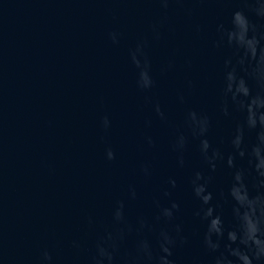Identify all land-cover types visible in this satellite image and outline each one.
<instances>
[{
  "label": "water",
  "instance_id": "water-1",
  "mask_svg": "<svg viewBox=\"0 0 264 264\" xmlns=\"http://www.w3.org/2000/svg\"><path fill=\"white\" fill-rule=\"evenodd\" d=\"M254 3L0 0V264H41L45 248L54 264H95L97 242L121 228L125 234L115 264H148L138 257L137 242L147 237L156 249L159 229L175 223L188 237L174 249L178 264H213L219 251H226L227 232L220 250L204 244L207 222L195 215L202 201L191 177L196 170L212 176L211 203L229 228L236 223L229 192L236 169L245 170L252 195L259 190L248 155L237 152L235 168L227 163L235 151L232 133L244 113L234 105L229 115L221 110L224 61L235 50L226 42L216 46L219 24L229 26L237 9L264 31ZM112 31L120 34L119 42L111 39ZM139 42H146L156 81L148 90L138 87L139 69L131 58ZM248 80L255 93V80ZM156 103L167 119L160 118ZM191 108L211 116L209 139L225 154L214 170L196 137L190 136L183 165L173 150ZM106 114L112 121L107 130ZM256 135V129L246 128L249 149ZM109 145L117 152L115 160L106 157ZM146 162L150 176L142 171ZM169 176L177 179L174 188ZM129 185L136 186V198L130 197ZM120 200L125 201L122 222L113 216ZM157 200L180 203L173 221L156 220ZM141 217L151 227L137 231Z\"/></svg>",
  "mask_w": 264,
  "mask_h": 264
},
{
  "label": "clouds",
  "instance_id": "clouds-1",
  "mask_svg": "<svg viewBox=\"0 0 264 264\" xmlns=\"http://www.w3.org/2000/svg\"><path fill=\"white\" fill-rule=\"evenodd\" d=\"M160 2L167 6L170 0H160ZM254 10L258 16L264 17V0H255ZM218 31L221 32V37L216 41V46L220 47L226 42L235 50L234 57L230 56L224 61L223 101L220 107L225 115L230 114V108L233 105L244 113V119L237 123L232 133L231 144L235 151L227 155V163L235 168L236 153L238 152L240 156L248 155L249 162L254 165L258 173L257 188L259 190L252 195L245 181V170L236 169L229 189L231 198L236 202L232 208L236 223L229 228L225 225L223 214L217 211V204L211 203L214 198V193L209 190L212 176H206L204 171L196 170L191 177V185L202 204L196 210L195 215L207 222L204 244L208 250H220L225 232H227V242L223 244L226 251H219L213 264H257V261L264 260V31H261L249 19L242 8L233 12L229 26L220 23ZM119 35L117 31L110 33L114 42H119ZM145 43L139 42L131 50V58L139 69L138 87L148 90L153 88L156 81L151 71V60L144 50ZM241 70L247 75H242ZM249 77L256 82L255 93L249 84ZM179 99L184 101L185 97L182 93ZM155 110L160 118L167 119L166 112L159 103H156ZM147 123L150 125L151 121ZM185 123L186 130L178 131L172 144L180 165L185 163V150L191 136L199 139V151L203 159L213 170L216 169L217 162L223 161L225 154L219 148H213L209 139L208 133L212 127L211 116L204 111L191 108L185 115ZM102 124L106 130L111 127L112 121L107 114L104 115ZM246 128L257 130L256 142L251 145L250 149L245 144ZM147 141L152 145L156 143L152 136H148ZM106 157L108 160H115L117 157L116 150L110 145L106 149ZM141 167L145 176L151 175L152 170L149 163L146 162ZM167 183L174 188L177 185V179L169 176ZM164 193L171 195L168 188L164 189ZM137 194L136 186L129 185L130 197L136 198ZM156 203L159 207L156 220L173 221L176 217V210L180 208V203L176 200H172L169 205H161L160 200ZM113 216L118 222L126 221L124 200L118 201ZM139 225L137 231L151 227L149 221L143 217L140 218ZM128 230H132L131 225H128ZM124 234L125 230L121 228L118 235L109 231L107 236L101 237L97 242L95 264H115L119 247L118 240L122 239ZM187 240L183 225L175 223L159 229L158 248L154 249L153 242L145 237L137 242L136 250L138 257L146 260L148 264H178L177 259L173 258L174 249L178 244ZM73 244L79 246L78 241H73ZM41 264H54L53 254L47 248L41 252Z\"/></svg>",
  "mask_w": 264,
  "mask_h": 264
}]
</instances>
